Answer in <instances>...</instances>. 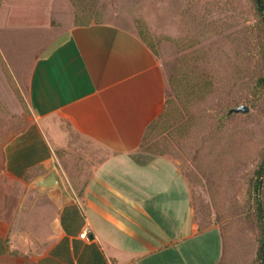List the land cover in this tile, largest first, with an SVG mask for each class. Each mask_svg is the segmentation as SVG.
<instances>
[{"label":"crops","instance_id":"0c3cea01","mask_svg":"<svg viewBox=\"0 0 264 264\" xmlns=\"http://www.w3.org/2000/svg\"><path fill=\"white\" fill-rule=\"evenodd\" d=\"M56 1L0 0L1 55L33 53L23 64L33 119L4 146V168L20 182L59 181L43 190L53 241L34 264H219L222 233L200 231L175 162L140 157L166 102L156 55L111 25H55ZM73 136L97 152L87 173L69 164Z\"/></svg>","mask_w":264,"mask_h":264},{"label":"rangeland","instance_id":"374dc122","mask_svg":"<svg viewBox=\"0 0 264 264\" xmlns=\"http://www.w3.org/2000/svg\"><path fill=\"white\" fill-rule=\"evenodd\" d=\"M77 2L78 7L56 1L55 25H111L139 38L144 34L168 83L171 112L160 131L149 128L140 157L175 162L190 186L200 231L222 233L219 264H258L253 184L264 156V90L258 87L264 77V20L255 0ZM6 54L10 64L0 52V242L8 253L0 264H34L53 241L55 210L43 190L13 180L4 168V146L33 119L23 69L33 53L26 51L23 60ZM173 79L177 92L169 84ZM240 107L249 112L230 114ZM73 140L72 157L68 150L58 157L66 154L64 162L70 158L77 173H87L95 147L77 136Z\"/></svg>","mask_w":264,"mask_h":264},{"label":"trees","instance_id":"16d2710c","mask_svg":"<svg viewBox=\"0 0 264 264\" xmlns=\"http://www.w3.org/2000/svg\"><path fill=\"white\" fill-rule=\"evenodd\" d=\"M74 4V6L78 7V2L77 0H71ZM257 6H258V11L260 12L261 16L263 17L264 20V0H255ZM91 25V24H90ZM89 24H80L79 26H90ZM144 31V30H143ZM140 37L142 40L146 43L144 39V34L140 32ZM148 46V45H147ZM151 51L155 54L154 50L148 46ZM171 89L174 92L178 91V85L176 83V80H171L169 82ZM258 87L262 90H264V77H262L259 82H258ZM171 112V102H165L164 107H163V112L159 119L151 125V128L157 129L160 131V125L165 121L169 120V115ZM165 124V123H164ZM162 125V127L164 126ZM147 140V134L144 138L142 147L145 145ZM253 192H254V200H255V205H256V219H257V225L260 230V239H259V248L257 252V263L258 264H264V202H263V192H264V156L262 159V162L259 166V169L255 173V179H254V184H253ZM8 253V250L5 245H3L0 242V257L6 256Z\"/></svg>","mask_w":264,"mask_h":264},{"label":"water","instance_id":"95a60500","mask_svg":"<svg viewBox=\"0 0 264 264\" xmlns=\"http://www.w3.org/2000/svg\"><path fill=\"white\" fill-rule=\"evenodd\" d=\"M248 112H249V108L240 107V108L231 110L230 114H239V113H248ZM56 186H59V181L55 174H52L47 179L41 180L35 184V188L38 190H46L49 188H54Z\"/></svg>","mask_w":264,"mask_h":264},{"label":"built area","instance_id":"2783aa9c","mask_svg":"<svg viewBox=\"0 0 264 264\" xmlns=\"http://www.w3.org/2000/svg\"><path fill=\"white\" fill-rule=\"evenodd\" d=\"M83 235H84L85 238L88 239L89 238V230H85Z\"/></svg>","mask_w":264,"mask_h":264}]
</instances>
